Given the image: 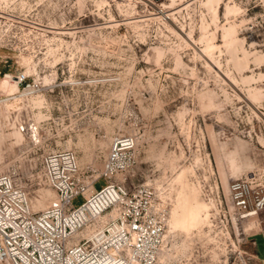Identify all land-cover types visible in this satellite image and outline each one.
I'll return each mask as SVG.
<instances>
[{
	"label": "rangeland",
	"instance_id": "374dc122",
	"mask_svg": "<svg viewBox=\"0 0 264 264\" xmlns=\"http://www.w3.org/2000/svg\"><path fill=\"white\" fill-rule=\"evenodd\" d=\"M229 1L238 12L227 16ZM162 3L171 0H0L14 59L41 83L0 107V173L29 191L35 211L56 197L34 176L38 154L73 149L82 165H101L117 134L137 139L128 175L156 192L183 166L204 200L211 175L228 199L234 180L264 172V0H223L219 26L209 28L216 61L204 50L201 24L211 17L202 0L177 6L175 21ZM229 21L238 27L230 47L222 29ZM244 51L250 60L238 63ZM33 125L39 132L30 135ZM212 213L201 233L169 223L157 264H264V211L241 219L228 199Z\"/></svg>",
	"mask_w": 264,
	"mask_h": 264
},
{
	"label": "built area",
	"instance_id": "2783aa9c",
	"mask_svg": "<svg viewBox=\"0 0 264 264\" xmlns=\"http://www.w3.org/2000/svg\"><path fill=\"white\" fill-rule=\"evenodd\" d=\"M9 30L0 16V63L6 68L0 77L18 86L11 92L0 85V107L20 89L33 94L41 84L37 73H29L14 59L17 49ZM38 129L33 125L29 134ZM138 152L137 139L129 134L113 138L101 165H82L73 149L44 150L36 157L34 176L56 197L38 211L29 191L11 174L0 173V264H157L170 209L150 183H135L128 175ZM101 179L107 182L96 189ZM79 195L84 202L75 207L73 199ZM204 197L214 214L230 199L239 218L258 216L264 211V172L234 180L228 199L211 175Z\"/></svg>",
	"mask_w": 264,
	"mask_h": 264
},
{
	"label": "bare ground",
	"instance_id": "6f19581e",
	"mask_svg": "<svg viewBox=\"0 0 264 264\" xmlns=\"http://www.w3.org/2000/svg\"><path fill=\"white\" fill-rule=\"evenodd\" d=\"M159 1V0H157ZM164 1V0H160ZM188 0H171L170 4L162 3L161 6L164 8H168L173 10V12L166 13L164 9L161 10V13L165 15L167 18H172L178 20L175 15V9L177 6L183 5ZM223 0H202L203 6L206 8L207 13L211 17V22L204 17L201 29L203 32V38H206V46L204 50L214 59V49L218 46L214 43L213 39L216 38L215 33H209V28L211 23L215 24L216 27L219 26L220 16H219V8L222 4ZM177 11V10H176ZM238 12V9L235 7L233 2H228L226 4V14L230 16ZM166 23H168L166 21ZM169 25V23H168ZM223 29V38L225 41V45L227 44L229 47L234 44V42L238 41V27L236 22H228L222 26ZM194 29L190 31V35L193 34ZM192 37V36H191ZM193 40L194 36L192 37ZM204 42V41H203ZM250 53L248 51H244V56L242 58L238 57L237 62L241 63V61L249 62ZM212 59V60H213ZM216 61V59H214ZM209 63V62H208ZM218 63V62H217ZM262 63V61H261ZM211 66V63H209ZM13 82V83H11ZM0 85L7 88L9 91L13 92V86L18 89L17 83L14 80H8L3 77L0 79ZM7 85V86H6ZM9 85V87H8ZM16 91V90H15ZM22 136V135H19ZM172 162L176 160V156L172 157ZM195 168V167H194ZM192 172L189 167L183 166L178 172H176V176L173 179L168 180L167 182L160 183L158 185V193L157 196H161L162 201L168 204L169 200L167 197L172 196V193H176V197L174 200V204L172 209H170V216L168 225L170 223V227L173 230L179 229L180 231L186 232L188 235L198 231L199 233L203 232V228L211 224L212 218V204L208 200H204L201 198V190L199 186L190 180L189 173ZM56 194V193H55ZM53 201V200H52ZM166 236V234H165ZM165 241V240H164ZM227 264V261H225Z\"/></svg>",
	"mask_w": 264,
	"mask_h": 264
}]
</instances>
